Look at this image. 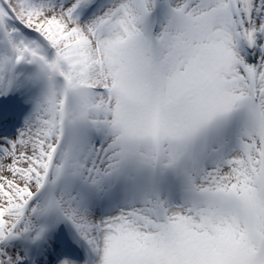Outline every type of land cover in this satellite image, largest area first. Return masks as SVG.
<instances>
[{"label":"snow or ice","instance_id":"obj_1","mask_svg":"<svg viewBox=\"0 0 264 264\" xmlns=\"http://www.w3.org/2000/svg\"><path fill=\"white\" fill-rule=\"evenodd\" d=\"M0 264H264V0H0Z\"/></svg>","mask_w":264,"mask_h":264}]
</instances>
